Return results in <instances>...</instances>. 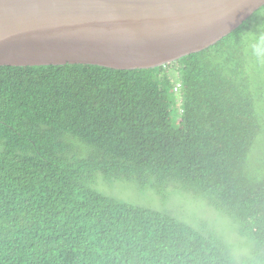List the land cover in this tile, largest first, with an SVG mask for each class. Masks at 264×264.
Returning a JSON list of instances; mask_svg holds the SVG:
<instances>
[{"label": "trees", "instance_id": "trees-1", "mask_svg": "<svg viewBox=\"0 0 264 264\" xmlns=\"http://www.w3.org/2000/svg\"><path fill=\"white\" fill-rule=\"evenodd\" d=\"M170 66H0V264H229L223 236L100 176L203 198L264 264V6Z\"/></svg>", "mask_w": 264, "mask_h": 264}, {"label": "water", "instance_id": "water-1", "mask_svg": "<svg viewBox=\"0 0 264 264\" xmlns=\"http://www.w3.org/2000/svg\"><path fill=\"white\" fill-rule=\"evenodd\" d=\"M264 0H0V66L151 69L217 44Z\"/></svg>", "mask_w": 264, "mask_h": 264}, {"label": "rangeland", "instance_id": "rangeland-1", "mask_svg": "<svg viewBox=\"0 0 264 264\" xmlns=\"http://www.w3.org/2000/svg\"><path fill=\"white\" fill-rule=\"evenodd\" d=\"M166 65L172 73L176 74L170 63ZM259 140L261 144L264 143V137ZM104 179L100 176L96 186L104 194L132 205L170 213L198 230L215 232L229 241L231 249L243 241L250 251V256L246 259L250 264H261V262L254 261L251 238L241 234L237 223L232 218L213 208L203 198L175 186H170V188L168 186L160 195L156 190L143 189L133 180L107 182Z\"/></svg>", "mask_w": 264, "mask_h": 264}, {"label": "clouds", "instance_id": "clouds-1", "mask_svg": "<svg viewBox=\"0 0 264 264\" xmlns=\"http://www.w3.org/2000/svg\"><path fill=\"white\" fill-rule=\"evenodd\" d=\"M248 256H250V251L245 242L241 241L230 250L229 264H250V262L246 259Z\"/></svg>", "mask_w": 264, "mask_h": 264}, {"label": "bare ground", "instance_id": "bare-ground-1", "mask_svg": "<svg viewBox=\"0 0 264 264\" xmlns=\"http://www.w3.org/2000/svg\"><path fill=\"white\" fill-rule=\"evenodd\" d=\"M244 22H245V21H243V23H244ZM243 23H242V24H243Z\"/></svg>", "mask_w": 264, "mask_h": 264}]
</instances>
